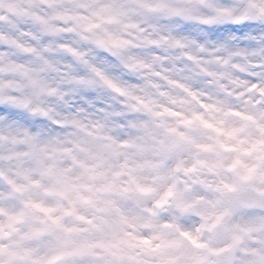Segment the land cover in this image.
Wrapping results in <instances>:
<instances>
[{
	"label": "rangeland",
	"instance_id": "obj_1",
	"mask_svg": "<svg viewBox=\"0 0 264 264\" xmlns=\"http://www.w3.org/2000/svg\"><path fill=\"white\" fill-rule=\"evenodd\" d=\"M259 3L0 0V264H264V210L234 202L264 192L263 150L240 148L244 131L261 141L264 109L231 94L232 113L211 114L203 69L152 51L168 34L181 55L208 42L220 29L200 14L216 6L244 54L238 22ZM242 73L264 107V75Z\"/></svg>",
	"mask_w": 264,
	"mask_h": 264
},
{
	"label": "bare ground",
	"instance_id": "obj_2",
	"mask_svg": "<svg viewBox=\"0 0 264 264\" xmlns=\"http://www.w3.org/2000/svg\"><path fill=\"white\" fill-rule=\"evenodd\" d=\"M173 4L174 3L168 2V4L164 7L166 13L169 10H174L172 6ZM259 5H262L261 12L257 13V17L254 22L249 21L247 18H245V20H242V22H238V26H241L243 30H245L246 27H249V29L253 32V34L248 35V42L243 43L242 45L246 49L244 54L240 53L239 51L236 53L230 51V48H232L233 45L229 43L228 37H230V35L227 36V32H233L234 30H236V27H232L235 23L232 24V21L229 20V15H231L233 12H231L228 8H225L224 10L216 6H209L200 14L202 15L203 19H208V22L203 26L207 24L206 26H210V28L214 31L216 28L220 29L219 33H209L210 40L208 42L202 41L200 45L199 42L201 41L196 42L197 44H191L188 42L186 46L181 48L182 50L184 49L183 54L181 55L180 51L175 49V42L179 41L172 38L173 34H168L165 40L161 41V44L163 46L162 49L159 50V48L157 47H152L153 53H155L154 50H156L164 57L172 56V61H177L181 65V71L183 72L185 71V69H187L188 66L201 67L203 69L200 74L194 77L196 78L198 76V78L206 81L205 88L209 89L208 93L210 95H203L204 100H207V103L213 102L220 107L219 110H214L215 108H212L211 114H231L232 111L228 110L230 109L228 108V97H230L231 94H234L236 99V103L232 104L233 109H243L250 112L254 111L255 109H264L263 105L259 106L258 104L254 103L255 98L249 96V93L245 91L243 93L244 88H242V83H246L245 75L242 72L261 71L264 75V1L260 0ZM149 20H155L154 16H149ZM211 23H215L216 25H210ZM254 23H256V26H253ZM262 32L263 35H261ZM151 41L154 45L155 43H157V39H155V36H151ZM203 43L206 45H202ZM194 44H196V47L193 46ZM240 49H242V47H240ZM189 51L191 52V59L186 58ZM192 52H196V54H194L193 56ZM7 58H5L6 60L3 62L4 64L1 67H8L11 64L10 58ZM187 72L188 71H185V73ZM252 73L256 74L255 72ZM4 80L9 81L7 79ZM230 80L232 81V85L229 84ZM240 94L242 96H240ZM219 96H222L223 98L227 97L228 100H217ZM238 96H240L239 101H237ZM248 105H251V107H249ZM10 129L11 126H9L8 124L3 125V123H1L0 121V133H2V131H7ZM259 134L260 135L258 137H261V141L257 142L256 138H254L253 140L249 139L248 135L244 131L242 137V145L240 146V148L241 150L243 149L246 151L263 150L262 157L264 159V116L262 117V124L260 125ZM233 144L234 141L230 143V145H232L230 147V150L235 152L237 150H235V146ZM26 145L30 146L28 144ZM10 147L13 149H16L17 147L19 148L18 145H12ZM18 152L21 156V160L23 159L24 165L26 167H29L31 164L35 163L34 155L31 158L22 157L23 149L21 148H19ZM14 168L16 169L17 167L14 166ZM248 168L252 169V172L254 171L252 165ZM244 169H246V166L243 165V170ZM245 179L246 178L244 176L240 177V174H236L234 175V181L232 182L240 183ZM245 181H249L253 184H258L256 178ZM245 189L251 190L248 189V187Z\"/></svg>",
	"mask_w": 264,
	"mask_h": 264
},
{
	"label": "water",
	"instance_id": "obj_3",
	"mask_svg": "<svg viewBox=\"0 0 264 264\" xmlns=\"http://www.w3.org/2000/svg\"><path fill=\"white\" fill-rule=\"evenodd\" d=\"M236 201L239 202L240 204H247V205H260L261 207L264 208V194H257L253 193L250 191H241L237 198Z\"/></svg>",
	"mask_w": 264,
	"mask_h": 264
}]
</instances>
